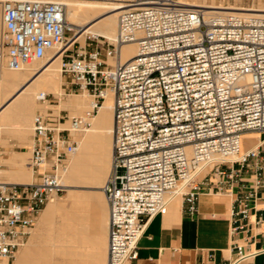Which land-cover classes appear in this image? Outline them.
Masks as SVG:
<instances>
[{"label":"built area","instance_id":"2783aa9c","mask_svg":"<svg viewBox=\"0 0 264 264\" xmlns=\"http://www.w3.org/2000/svg\"><path fill=\"white\" fill-rule=\"evenodd\" d=\"M68 1L83 0H0V66L18 69L63 46L60 72L92 97L79 115L34 113L27 164L35 180L4 179L0 144V264H12L40 211L64 191L60 169L77 148L74 134L91 125L107 91L106 264L137 258L149 221L166 212L167 195L182 181L186 213L197 210L207 185L232 194L231 235L245 228L264 187V14L177 0H95L120 6L116 37L102 46L88 33L73 49L81 25L67 19ZM128 42L137 51L120 62ZM46 97L37 93L40 102ZM252 133L258 136L250 145L245 138ZM215 155L230 160L212 161ZM232 248L231 264L255 254L236 241Z\"/></svg>","mask_w":264,"mask_h":264},{"label":"bare ground","instance_id":"6f19581e","mask_svg":"<svg viewBox=\"0 0 264 264\" xmlns=\"http://www.w3.org/2000/svg\"><path fill=\"white\" fill-rule=\"evenodd\" d=\"M177 1L181 5L201 6L207 8L206 10L257 12L264 14V8L224 6L216 3L214 0H210L209 2L206 0H194L192 2L187 0ZM119 7L120 6L114 4L95 0L68 1L66 6V17L69 21L81 25V29L75 34L76 39L80 40V42H84V36L88 33L104 36L110 41H113L117 34V15L120 9ZM62 48L63 46L56 47L49 51L46 54L47 58L41 63H37L36 61L29 62L18 69L9 68L5 64L0 66V129L3 132L9 133L8 124L11 121H15V123H19L21 127V137L25 139L22 135H25L26 131L23 129L26 128L32 111L38 108L41 112H46V109L43 110V108H41V104L45 103L46 100L43 102L38 101L37 93L39 91H45V89L54 91L60 90L59 85L61 79L58 71ZM136 51L137 47L135 43L128 42L124 44L121 47L119 61H125L134 55ZM109 62L113 63L114 61L110 60ZM66 99L63 105L73 113H81L85 105L87 106L86 109L91 107V99L87 101V94L85 92H83L82 95L75 94ZM111 132L112 94L107 91L102 103L98 106L92 118L91 125L84 131L74 134L75 138L79 137L78 139L76 138L77 148L67 158V164L60 169L61 181L64 186L67 187L70 194L74 193V189L77 188L93 187L97 189L99 187L102 188L105 184L111 170ZM257 136L258 135L255 133L249 134L247 138H245V142L251 145ZM248 137L251 138L250 142L247 140ZM11 154L9 153V155L4 158L6 167L3 168L2 173L5 178L8 181L14 182H31L32 171L29 170L30 168H25L24 159L21 156V159H17L11 156ZM215 160L227 161L230 160V158H221V156L215 155L212 161ZM183 184V181L180 182L171 192L170 196L167 197V200L171 198L179 199V191L183 189ZM95 196L103 199L100 191H96ZM60 205L61 203L59 201H53L48 204V208L49 210L57 209ZM92 205L94 206L93 203ZM48 217L49 215H47V218ZM18 250L20 252L19 257H17L14 264H80L75 257V251L66 248H62L61 250L59 248L56 249L55 253L57 257H44L43 260H41L42 263H37L35 260H32L33 257L31 256V251L28 249L26 242Z\"/></svg>","mask_w":264,"mask_h":264},{"label":"crops","instance_id":"0c3cea01","mask_svg":"<svg viewBox=\"0 0 264 264\" xmlns=\"http://www.w3.org/2000/svg\"><path fill=\"white\" fill-rule=\"evenodd\" d=\"M4 137L9 136L5 134ZM94 191L86 189L84 192L92 194ZM232 198L228 192H217L204 185L197 201V210L191 215L184 211L181 194L179 199H168L166 212L152 217L140 237L137 258L124 264H231L235 257L233 241L255 252L250 259L238 264H264V187L252 203L251 218L246 227L234 235L230 233ZM77 200L76 203L66 200L59 210H49L47 204L43 207L26 239L34 258L32 260L42 263L47 238L50 231L56 229L64 234L63 246L84 247L79 253L82 255L79 259L81 263L89 262L91 258L105 260L107 202L95 194ZM255 217H260L258 225L253 221Z\"/></svg>","mask_w":264,"mask_h":264},{"label":"rangeland","instance_id":"374dc122","mask_svg":"<svg viewBox=\"0 0 264 264\" xmlns=\"http://www.w3.org/2000/svg\"><path fill=\"white\" fill-rule=\"evenodd\" d=\"M187 1H191L192 2L194 0H187ZM206 1L209 2L210 0H206ZM214 1L216 3L222 4L224 6H230L231 5V6H237V7L241 6V7H260V8H264V0H214ZM205 9H207V8H205ZM0 32H1V25H0ZM99 39L104 41V44H101L100 42L98 43L99 45H102V46H106L107 41H110L108 38H106L104 36H100ZM95 43L96 42H94V44ZM79 44L82 45L83 43L80 42V40H79V43H76L73 46V49H76V47ZM46 58H47V55L43 59L38 60L36 62L37 63H41ZM58 72H59V76H60V79H61L60 80V85H59L60 86L59 87L60 90L59 91H54V90L45 89V91L47 93L46 102L41 104V108H43V110L46 109V112H52L53 114L60 113L64 118L71 117L72 115L81 114L87 108V106L85 105V107L82 108L81 113H73V112L70 111V109H68L67 107H65L63 105L65 103V101L67 100L66 98H69V97H71V96H73L75 94L82 95L83 92H85L87 94V101L89 99H91L92 97L86 91L76 88V86L70 82L69 77L60 72V65H59V71ZM37 111H40V109L36 108V109H34L32 111V114L30 116L29 122L27 123L26 128L24 127L25 129H23L24 131H26L25 135H22L23 137H25V139H23L21 137V127L19 126V123H17V122L15 123V121H11L8 124L9 125L8 126L9 127V131H10L9 133H5V132H3L0 129V144L2 145V149H3V157H2V162H3V165H4L3 168L6 167L5 162H4V160H5L4 158H5V156L9 155V153L10 154L12 153L11 156H14L17 159H21V157H22L24 159V162H25V164H24L25 168H27V169L30 168L29 165L27 164V162H28V157L30 156V144H31V139H32V137H31L32 136L31 123H32V117H33L34 113H36ZM23 130H22V132L24 133ZM5 134L7 136H9V137H4ZM76 138L78 139L79 137H76ZM247 140H249V142H250L251 138L248 137ZM22 153H24V154H22ZM66 164H67V161H66ZM209 168H210V166L205 167L203 169V173L206 172ZM29 170L32 171L31 168ZM4 179H6L5 176H4ZM33 180H35V175L32 172L31 181H33ZM86 189L87 190L88 189H94L95 191L92 192V194H88V192H84ZM183 190H184V188L181 191H179V195L178 196H180V194H181V192ZM96 191H100L101 194H102V198L105 200V197H104V194L102 192V188L101 187H99L97 189H95L93 187H81V188L74 189V193H72V194H70L69 190L67 189V187H65L64 191L60 195H58L56 198H54L53 201H59L61 203V205H60V207H61L63 205V203H65L66 200H71V202H73V203L75 202L76 203L77 199H79L81 197H85V196L94 195ZM170 194H168L167 197L170 196ZM53 201H49L47 203V205L50 202H53ZM63 208L64 207H62V209ZM64 238L65 237H64L62 231L59 232V230H57V229L51 231L50 237H48V239H47V246H46V249H45L46 251H45V254H44L43 257L56 258L57 254L55 253V250L58 249V248L60 250L62 248L63 249L66 248V249L71 250V251H75L76 250L75 257H76V259L78 260V262L80 264H106L107 255H105V260L101 261V262H100V260H96L97 258L96 259L95 258H91L89 260V262H82L81 263L79 259L81 258L82 255H79V253L81 252L80 249L83 250L84 247H82V246H76V247L63 246L61 243L64 242ZM106 252H107V244H106ZM19 253L20 252L18 250V252L16 253V257L13 260L12 264H14V262L17 260V257H19Z\"/></svg>","mask_w":264,"mask_h":264}]
</instances>
